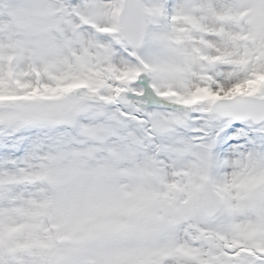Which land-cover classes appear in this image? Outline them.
<instances>
[{"label":"snow or ice","instance_id":"6c2138e0","mask_svg":"<svg viewBox=\"0 0 264 264\" xmlns=\"http://www.w3.org/2000/svg\"><path fill=\"white\" fill-rule=\"evenodd\" d=\"M0 264H264V0H0Z\"/></svg>","mask_w":264,"mask_h":264}]
</instances>
